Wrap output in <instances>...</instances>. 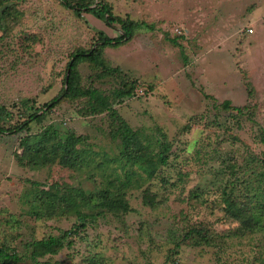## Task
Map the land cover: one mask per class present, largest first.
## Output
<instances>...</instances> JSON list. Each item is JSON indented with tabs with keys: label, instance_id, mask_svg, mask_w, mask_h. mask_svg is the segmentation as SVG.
I'll return each instance as SVG.
<instances>
[{
	"label": "rangeland",
	"instance_id": "rangeland-1",
	"mask_svg": "<svg viewBox=\"0 0 264 264\" xmlns=\"http://www.w3.org/2000/svg\"><path fill=\"white\" fill-rule=\"evenodd\" d=\"M4 1L21 12L16 22L7 17L0 26V105L9 111L1 120L13 128L25 119L26 105L39 108L60 91L76 48H89L98 30L111 38L122 31L88 12L77 15L60 0ZM105 1L114 15L153 28L140 27L129 40L104 47L105 63L119 69L110 76L99 77L100 67L88 61L79 63L80 82L106 93L135 79L134 94L112 104L116 114L140 138L145 132L154 139L165 135L171 155L152 176L134 165L131 180L137 182L123 188L126 210L98 215L39 264H264V230H234L237 223L225 216L221 197L229 179L250 174L255 182L251 171L264 172V142L247 117L251 113L264 131V0ZM175 29L184 34L175 36ZM224 99L247 105L250 113L224 108ZM85 103L60 98L27 132H0V243L22 249L32 237L69 229L78 212L93 213L79 201L45 207L42 191L55 184L62 191L91 190L106 174L123 172L115 162L120 138L111 131L112 120L106 111L89 114ZM54 124L86 138L78 148L89 151L88 165L69 169L41 161L36 143ZM143 188L154 193L153 205L144 202ZM194 225L223 234L225 243H182L181 234ZM176 240L178 254L171 251Z\"/></svg>",
	"mask_w": 264,
	"mask_h": 264
},
{
	"label": "trees",
	"instance_id": "trees-1",
	"mask_svg": "<svg viewBox=\"0 0 264 264\" xmlns=\"http://www.w3.org/2000/svg\"><path fill=\"white\" fill-rule=\"evenodd\" d=\"M60 1L66 8L72 9L77 15L85 11L101 19L107 25L118 24L122 33L111 38L105 35L103 31L98 30V37L89 48H76L71 53V57L65 65V73L62 78L63 84L60 91L51 101L44 103L39 108H32V106L26 105L24 108L25 119L16 124L15 127L5 126L1 118L6 116L5 114L9 111H7L5 106L0 105V132L22 130L27 132L30 128V123L33 121L41 122L44 119L46 111H49L60 98L83 99L86 102L85 107L89 114L106 111L109 119L112 120L111 125L114 128L111 131L120 138L118 144L119 154L115 156V162L120 165L123 172L120 175L117 173L110 176L106 174L107 178H100L98 180L100 185L98 186L97 183L94 189L91 190H86L82 186H71L65 187L68 189L67 191H62L55 184L51 187V189L53 187L54 189L48 192L42 191L38 195V198L40 204L45 207L51 208L54 205H59L63 201L67 203L66 207H73L79 201L84 204H89L93 213L86 214L84 212H78L77 223H74L69 229H60L56 235L50 234L42 236L41 238L32 237L23 242L22 249L15 248L9 243H0V264H39L43 256L47 254L52 256L64 245L71 244L72 236L77 235L81 229H84L98 215L102 216L107 211H112L113 213L117 211L124 212L123 210H126L127 204L123 199V188L137 182V180H131L132 176L137 174L132 169L133 166L137 164L143 172L147 173L148 176H152L158 173V171H161L158 165L166 164L171 155L170 143L166 140L165 135H162V137L158 136L154 139V137H151L152 132H145V135L140 138L138 133L129 127L127 123L119 119L116 114V109L112 104L134 94L138 86L135 79L121 81L116 89L105 93L99 87L91 85L83 86L80 82V73L78 70L79 63L88 61L95 67H100L101 74L99 77H103L104 75L110 76V73L118 72V67L111 68L105 63L103 57L104 47L119 45L124 40H129L136 29L144 26L152 29V25H149L146 21H135L127 17L122 18L114 15L110 5L105 0H98L96 3L92 1L85 3L72 2L71 0ZM20 16L21 12L15 7V4L12 6V4L10 5V3L0 0V26H4L2 24H4L5 18H13L16 22ZM181 34H184V31L180 30L178 32L175 29V36H180ZM169 40L174 45L181 47L176 38H170ZM180 53L183 60H186V55L181 48ZM206 96L212 97L208 94ZM221 105L224 108L233 110L239 115H248L250 113L247 105H231L228 99L222 100ZM44 107H47L46 111ZM247 117L258 127L260 140L264 142L263 128L260 127L251 113ZM116 120L117 122H115ZM52 128L51 130L45 129L44 136L40 137L41 139L36 143L35 151L37 153L39 152L42 158L41 161L46 160V162H51L56 160L69 169L88 165L90 162L89 151L85 148H78V145L85 142L84 140L86 138L68 130L61 132L59 125L54 124ZM262 160H264V155L262 156ZM126 165L129 167H126ZM98 166L105 172L106 166H104L103 162H100ZM251 176H255V182L248 180H253L250 174H248L243 180L239 177L229 179L226 185L221 187L222 210L225 216L237 223L234 230H237L241 234L244 232L253 233L264 230V172L258 169L254 173L253 169ZM90 180H92L93 184H96L94 177L91 176ZM162 180H164L163 176ZM65 184H62V186H66ZM235 186L238 187L235 188ZM142 191L144 202L153 205L155 203L154 193H150L147 188H143ZM69 194H72V196H69ZM68 210L69 208L64 209V211ZM226 236H229V234L227 233ZM180 241L188 244L191 242L195 245L204 241L208 245L222 247V243H225V236L221 233L210 231L206 226L194 225L187 227L181 234ZM178 248L179 243L176 240L171 249L172 253L178 254ZM45 264H47V261Z\"/></svg>",
	"mask_w": 264,
	"mask_h": 264
},
{
	"label": "built area",
	"instance_id": "built-area-1",
	"mask_svg": "<svg viewBox=\"0 0 264 264\" xmlns=\"http://www.w3.org/2000/svg\"><path fill=\"white\" fill-rule=\"evenodd\" d=\"M177 31H178V32H180V30H179V29H177Z\"/></svg>",
	"mask_w": 264,
	"mask_h": 264
}]
</instances>
